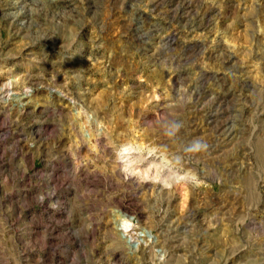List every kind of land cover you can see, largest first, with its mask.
Here are the masks:
<instances>
[{
    "label": "rangeland",
    "instance_id": "obj_1",
    "mask_svg": "<svg viewBox=\"0 0 264 264\" xmlns=\"http://www.w3.org/2000/svg\"><path fill=\"white\" fill-rule=\"evenodd\" d=\"M0 264H264V0H0Z\"/></svg>",
    "mask_w": 264,
    "mask_h": 264
},
{
    "label": "bare ground",
    "instance_id": "obj_2",
    "mask_svg": "<svg viewBox=\"0 0 264 264\" xmlns=\"http://www.w3.org/2000/svg\"><path fill=\"white\" fill-rule=\"evenodd\" d=\"M141 148H139V150H135L133 149V147L129 146V147H125L124 148V152L125 155H135V156H140L142 155V151L140 150ZM122 153V155H123ZM136 158V157H135ZM141 169H140V166L138 164V161H136V163H134L131 167H130V171L134 172V173H137L139 172ZM127 173V172H126ZM162 176V175H161ZM161 183V182H160ZM159 184V183H158ZM161 187V186H160ZM167 189V188H164V190ZM160 190V189H159ZM158 190V191H159ZM163 190V191H164ZM126 226H128L129 224H127V221L125 220V222L123 223ZM135 246H137V244H135Z\"/></svg>",
    "mask_w": 264,
    "mask_h": 264
},
{
    "label": "clouds",
    "instance_id": "obj_3",
    "mask_svg": "<svg viewBox=\"0 0 264 264\" xmlns=\"http://www.w3.org/2000/svg\"><path fill=\"white\" fill-rule=\"evenodd\" d=\"M205 147H206V145H205Z\"/></svg>",
    "mask_w": 264,
    "mask_h": 264
}]
</instances>
